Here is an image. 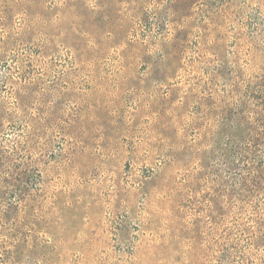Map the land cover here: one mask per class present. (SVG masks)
Returning a JSON list of instances; mask_svg holds the SVG:
<instances>
[{
	"label": "rangeland",
	"instance_id": "rangeland-1",
	"mask_svg": "<svg viewBox=\"0 0 264 264\" xmlns=\"http://www.w3.org/2000/svg\"><path fill=\"white\" fill-rule=\"evenodd\" d=\"M0 264H264V0H0Z\"/></svg>",
	"mask_w": 264,
	"mask_h": 264
}]
</instances>
